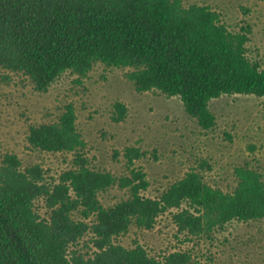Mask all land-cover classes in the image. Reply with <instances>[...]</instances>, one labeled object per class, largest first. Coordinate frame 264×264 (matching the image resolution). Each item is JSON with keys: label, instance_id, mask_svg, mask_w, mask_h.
Instances as JSON below:
<instances>
[{"label": "trees", "instance_id": "obj_1", "mask_svg": "<svg viewBox=\"0 0 264 264\" xmlns=\"http://www.w3.org/2000/svg\"><path fill=\"white\" fill-rule=\"evenodd\" d=\"M253 33L246 19L229 23L213 5L185 0H0L1 79L22 77L47 93L66 74L82 85L99 64L129 69L139 92L179 98L209 134L218 127L216 101L264 98V57L251 47ZM59 109L56 121L27 130V150L44 159L27 162L0 140V264H217L200 259L196 245L231 222L264 220L258 157L235 167L234 191L208 181L214 166L200 154L166 160L136 145L113 151L117 175L92 166L76 104ZM127 115L116 101L113 121ZM153 164L163 176L152 174ZM115 187L127 197L105 204ZM167 216L178 230L173 247L122 243L132 227L152 231ZM89 235L91 250L82 253Z\"/></svg>", "mask_w": 264, "mask_h": 264}, {"label": "rangeland", "instance_id": "obj_2", "mask_svg": "<svg viewBox=\"0 0 264 264\" xmlns=\"http://www.w3.org/2000/svg\"><path fill=\"white\" fill-rule=\"evenodd\" d=\"M185 1L211 4L229 23L248 20L254 28L251 47L264 57V1ZM243 6L252 10L244 15ZM127 73L129 69H111L99 64L82 85L75 83L76 76L66 74L49 92L38 93L22 77L11 75V81H2L6 73L0 69V140L4 148L16 151L27 162L44 159L27 150V130L33 124L56 121L60 103L68 101L74 102L79 110V128L88 143V155L95 169L121 175L122 166L113 158V151L130 145L150 151L158 149L166 160V154L176 157L200 154L214 166L207 174L208 181L234 191L238 182L234 174L237 165L247 156L264 162V98L233 96L216 101L218 127L207 134L186 113L179 98H168L154 91L139 92ZM118 100L128 107L127 118L120 123L113 121V105ZM226 133L234 137V142ZM150 170L153 175L165 173L160 165L153 164ZM126 197L127 192L117 187L103 196L108 205ZM177 232L167 216L152 231L132 227L121 241L130 246L140 238L160 251L174 246ZM209 238L196 247L191 244L200 259L206 261L210 257L217 264H264V220L248 224L234 221L226 231H218L214 238ZM90 239L91 235L81 241L82 253L91 250Z\"/></svg>", "mask_w": 264, "mask_h": 264}, {"label": "bare ground", "instance_id": "obj_3", "mask_svg": "<svg viewBox=\"0 0 264 264\" xmlns=\"http://www.w3.org/2000/svg\"><path fill=\"white\" fill-rule=\"evenodd\" d=\"M97 214V213H96ZM208 237V236H207ZM214 238V237H213ZM198 251H199V249H198ZM205 253V252H204Z\"/></svg>", "mask_w": 264, "mask_h": 264}]
</instances>
